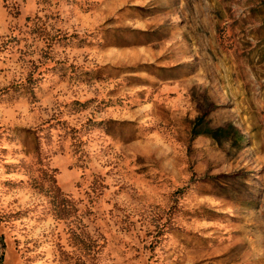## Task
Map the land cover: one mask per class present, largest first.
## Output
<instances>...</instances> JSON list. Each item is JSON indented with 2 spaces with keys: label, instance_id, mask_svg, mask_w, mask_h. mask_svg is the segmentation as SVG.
<instances>
[{
  "label": "rangeland",
  "instance_id": "1",
  "mask_svg": "<svg viewBox=\"0 0 264 264\" xmlns=\"http://www.w3.org/2000/svg\"><path fill=\"white\" fill-rule=\"evenodd\" d=\"M0 264H264V0H0Z\"/></svg>",
  "mask_w": 264,
  "mask_h": 264
},
{
  "label": "trees",
  "instance_id": "2",
  "mask_svg": "<svg viewBox=\"0 0 264 264\" xmlns=\"http://www.w3.org/2000/svg\"><path fill=\"white\" fill-rule=\"evenodd\" d=\"M230 129H224V128H219V129H216V130H209L208 129V135L211 136L212 138H218L219 135H222L223 137H226V138H230Z\"/></svg>",
  "mask_w": 264,
  "mask_h": 264
}]
</instances>
